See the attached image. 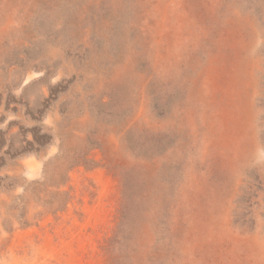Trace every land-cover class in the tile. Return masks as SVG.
I'll list each match as a JSON object with an SVG mask.
<instances>
[{"label":"rangeland","instance_id":"374dc122","mask_svg":"<svg viewBox=\"0 0 264 264\" xmlns=\"http://www.w3.org/2000/svg\"><path fill=\"white\" fill-rule=\"evenodd\" d=\"M0 264H264V0H0Z\"/></svg>","mask_w":264,"mask_h":264}]
</instances>
